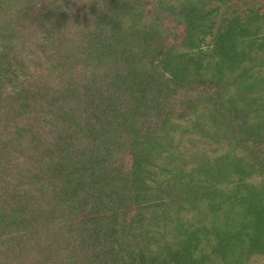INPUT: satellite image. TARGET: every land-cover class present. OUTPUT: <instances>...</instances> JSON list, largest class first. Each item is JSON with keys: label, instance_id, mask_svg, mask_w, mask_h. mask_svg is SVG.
I'll use <instances>...</instances> for the list:
<instances>
[{"label": "trees", "instance_id": "obj_1", "mask_svg": "<svg viewBox=\"0 0 264 264\" xmlns=\"http://www.w3.org/2000/svg\"><path fill=\"white\" fill-rule=\"evenodd\" d=\"M0 264H264V0H0Z\"/></svg>", "mask_w": 264, "mask_h": 264}]
</instances>
